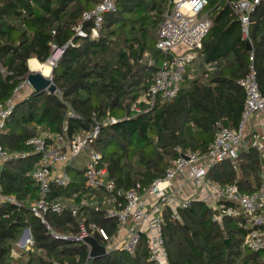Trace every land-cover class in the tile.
Returning a JSON list of instances; mask_svg holds the SVG:
<instances>
[{"label":"trees","instance_id":"trees-1","mask_svg":"<svg viewBox=\"0 0 264 264\" xmlns=\"http://www.w3.org/2000/svg\"><path fill=\"white\" fill-rule=\"evenodd\" d=\"M100 1L0 0V103L11 99L25 80L29 58L44 64L51 57L52 46L62 49L51 71L56 91L31 90L17 100L4 122L0 143L9 152L28 153L25 141L39 131L63 134L65 128L66 137L72 138L88 131L95 118L103 124L93 146L109 176L124 190L137 185L142 190L163 176L179 151H204L213 140L216 123L238 127L244 93L237 81L249 71L251 52L231 7L237 0H207L210 28L194 70H185L170 102L135 113L132 105L147 90L166 56L155 43L169 0H116L117 11L104 16L98 37L74 36L72 27L77 24L83 23L88 30L82 14ZM249 18L252 65L264 96V0L255 4ZM106 116L117 122H105ZM36 160V155L28 154L4 162L0 169L2 192L14 195L19 203L0 206V264H83L87 243L54 239L30 212L26 200L37 195L30 177ZM236 165L233 168L224 161L211 168L207 177L220 184L235 183L243 192L256 190L262 167L258 153L240 151ZM69 174L70 185L52 187L53 195L96 194L85 188L81 171L71 168ZM85 214L88 222L109 234L115 232V221L101 212L87 209ZM178 216L163 212L164 246L171 264H257L259 254L242 248L244 232L233 219H225L222 225L213 222L211 210L201 202L179 210ZM45 220L59 233L75 236L79 232L78 220L68 208L60 214H46ZM25 228L32 244L13 259L11 249ZM90 237L105 246L97 234ZM92 264L153 263L141 246L133 256L112 251Z\"/></svg>","mask_w":264,"mask_h":264},{"label":"built area","instance_id":"built-area-1","mask_svg":"<svg viewBox=\"0 0 264 264\" xmlns=\"http://www.w3.org/2000/svg\"><path fill=\"white\" fill-rule=\"evenodd\" d=\"M258 1L231 2L240 22L241 37L250 47L249 14ZM115 2L116 0H101L91 10L84 11L82 22L89 23L88 30L83 23L77 24L72 27L74 36L98 37L104 16L117 11ZM169 4L155 43V47L166 56L147 90L132 105L131 109L135 113L141 112L144 107L146 110L157 103L170 102L176 96L183 82V74L198 57L202 40L210 28V20L205 12L207 0H169ZM52 48L55 52L47 62L50 67L55 66L62 53L61 48ZM250 52L249 71L237 81L244 93L238 127L231 129L216 123V133L204 151H179L163 176L145 189L140 190L138 185L127 190L116 186L101 161L100 152L93 146L103 124L95 118L88 131L72 138L66 137L65 128L63 134L45 132L28 138L25 141L30 149L28 153L9 152L0 143V169L8 160L24 158L28 154L37 156L30 173L37 195L28 203V207L54 239L84 241L86 237L97 234L105 242L107 252L120 251L133 256L143 246L148 261L153 264H171L164 246L163 212L169 210L179 219V210L189 208L193 202H201L211 210L213 222L222 225L225 219H233L235 225L244 232L242 248L259 254L257 264H264V131L247 135L244 129L250 119H264V96L255 78L253 53L251 50ZM152 63L150 60L149 64ZM25 84L26 79L15 88L11 99L0 103V134L5 120L12 112L18 92ZM104 121L116 123L117 119L106 116ZM243 145L257 152L261 161V183L256 190L243 192L235 183L220 184L207 177L211 168L224 161H229L236 168ZM82 153L86 154L84 166L76 171L82 172L85 188L96 194L88 195L78 191L68 197L53 195L52 187L64 189L70 185L71 164ZM5 204L19 203L14 195L3 193L0 186V206ZM67 208L78 220L79 232L75 236L59 233L45 220L46 214H60ZM87 209L101 212L106 219L115 221V232L109 234L94 222H88L85 214ZM31 244L29 233L22 247L27 248ZM83 264H92L88 254Z\"/></svg>","mask_w":264,"mask_h":264},{"label":"crops","instance_id":"crops-1","mask_svg":"<svg viewBox=\"0 0 264 264\" xmlns=\"http://www.w3.org/2000/svg\"><path fill=\"white\" fill-rule=\"evenodd\" d=\"M197 59V58H196ZM195 61V60H194ZM45 64H48L47 62L46 63H44V64H41L36 58H29L28 60H27V67H28V69H29V72H40L42 75H45V74H43V72H42V65H45ZM206 67H208V65L206 66ZM187 68H190L191 70H194V62H192ZM186 68V69H187ZM50 73H51V68H50ZM48 74V75H45V76H49V75H51V74ZM193 76V74H189V77H192ZM26 79V78H25ZM32 89H31V87L28 85V83L27 84H25L24 86H23V88H21L20 90H19V92H18V98L19 99H21V98H23L21 95H23L24 96V98L25 97H27V95H28V93L31 91ZM244 129H245V132H246V134L247 135H249V134H251V133H253V132H255V131H264V119L263 118H252V119H250L248 122H247V124L245 125V127H244ZM42 132V131H41ZM45 133V132H44ZM248 138V137H247ZM247 138H246V142H247ZM242 150H246L247 148L243 145L242 146V148H241ZM241 150V151H242ZM15 197V196H14ZM32 199H34V198H31V199H27L26 200V202L27 203H29ZM26 230L28 231L27 233L29 234L30 232H29V230H28V228H25V229H23V231H22V233H21V235L19 236V238H18V240L16 241V243L14 244L15 246L11 249V252H10V255H11V257L13 258V259H18L19 257H20V254H19V252H20V250H26V249H28L29 248V246H27V248H23L22 246H23V241H24V239L26 238L25 237V233H26ZM18 245V246H17ZM19 250V251H18ZM107 252V251H106ZM89 253V251H87V254ZM87 257V256H86ZM91 261V260H90ZM91 263H92V261H91Z\"/></svg>","mask_w":264,"mask_h":264},{"label":"water","instance_id":"water-1","mask_svg":"<svg viewBox=\"0 0 264 264\" xmlns=\"http://www.w3.org/2000/svg\"><path fill=\"white\" fill-rule=\"evenodd\" d=\"M247 49L251 50L250 45L247 43ZM55 50L52 51V54H54ZM51 67V71H52ZM51 74V73H50ZM26 81L28 85L31 87L32 91H35L37 93L46 92L48 94H52L56 91L55 85L52 83L51 75L44 76L40 72H29L26 76ZM25 237L28 238L29 234L27 233ZM84 242L87 243L90 247L88 258L89 260L93 261L94 259L105 257L108 252H106L104 246L99 244L95 239L92 237H86L84 239ZM227 242V241H226ZM24 243V241H23Z\"/></svg>","mask_w":264,"mask_h":264},{"label":"rangeland","instance_id":"rangeland-1","mask_svg":"<svg viewBox=\"0 0 264 264\" xmlns=\"http://www.w3.org/2000/svg\"><path fill=\"white\" fill-rule=\"evenodd\" d=\"M30 93V92H29ZM28 93V94H29ZM24 95V94H23ZM23 95H21L22 97H24ZM28 96V95H27ZM19 100L18 97H16V101ZM38 134H41L43 135L44 132L42 131H39ZM85 157H86V154L85 153H82V155L80 157H77L76 159L73 160L72 164H71V168H73L74 170H80V168H82L84 165V162H85ZM19 251V250H18Z\"/></svg>","mask_w":264,"mask_h":264},{"label":"bare ground","instance_id":"bare-ground-1","mask_svg":"<svg viewBox=\"0 0 264 264\" xmlns=\"http://www.w3.org/2000/svg\"><path fill=\"white\" fill-rule=\"evenodd\" d=\"M42 72H43V74H45V75H48L49 73H50V65L49 64H45V65H42ZM44 75V76H45ZM148 259V258H147Z\"/></svg>","mask_w":264,"mask_h":264}]
</instances>
